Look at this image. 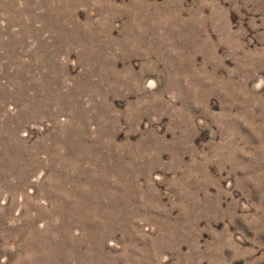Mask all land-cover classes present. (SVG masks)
<instances>
[{
	"label": "rangeland",
	"instance_id": "obj_1",
	"mask_svg": "<svg viewBox=\"0 0 264 264\" xmlns=\"http://www.w3.org/2000/svg\"><path fill=\"white\" fill-rule=\"evenodd\" d=\"M0 264H264V0H0Z\"/></svg>",
	"mask_w": 264,
	"mask_h": 264
}]
</instances>
